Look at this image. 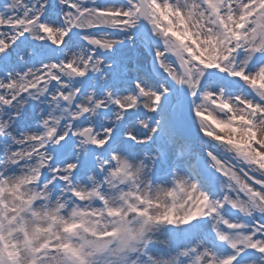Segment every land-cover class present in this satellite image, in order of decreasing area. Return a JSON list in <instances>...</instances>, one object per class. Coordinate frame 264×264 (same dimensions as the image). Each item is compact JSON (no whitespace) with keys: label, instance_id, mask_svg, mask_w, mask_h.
<instances>
[{"label":"snow or ice","instance_id":"1","mask_svg":"<svg viewBox=\"0 0 264 264\" xmlns=\"http://www.w3.org/2000/svg\"><path fill=\"white\" fill-rule=\"evenodd\" d=\"M0 264H264V0H2Z\"/></svg>","mask_w":264,"mask_h":264}]
</instances>
